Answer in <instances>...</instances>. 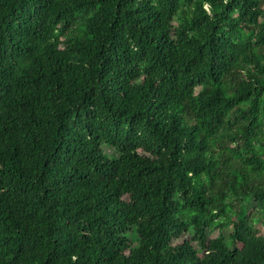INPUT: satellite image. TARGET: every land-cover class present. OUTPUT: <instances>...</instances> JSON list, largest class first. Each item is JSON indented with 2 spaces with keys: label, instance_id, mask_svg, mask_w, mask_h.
Here are the masks:
<instances>
[{
  "label": "trees",
  "instance_id": "16d2710c",
  "mask_svg": "<svg viewBox=\"0 0 264 264\" xmlns=\"http://www.w3.org/2000/svg\"><path fill=\"white\" fill-rule=\"evenodd\" d=\"M0 264H264V0H0Z\"/></svg>",
  "mask_w": 264,
  "mask_h": 264
},
{
  "label": "rangeland",
  "instance_id": "374dc122",
  "mask_svg": "<svg viewBox=\"0 0 264 264\" xmlns=\"http://www.w3.org/2000/svg\"><path fill=\"white\" fill-rule=\"evenodd\" d=\"M104 151H105V153L108 154L109 156H115V152H114L112 149H110V148L104 147ZM255 227H256L257 229H260V232H262V231H261V226H260L259 224H256ZM230 232H231V227L225 228V229H223V230L216 228L213 232H211V233H207V236H208L209 239H212V238H215L216 236H218L219 233H223L224 235H228ZM191 237H192V233H186V234H184V235L181 237L180 240H178V241H176V242H181V241H183V240H188V239H190ZM176 242H175V243H176ZM193 245L195 246V248H197V245H196L195 243H194Z\"/></svg>",
  "mask_w": 264,
  "mask_h": 264
}]
</instances>
